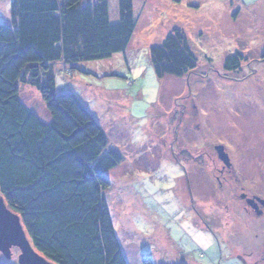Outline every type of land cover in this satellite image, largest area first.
<instances>
[{
    "label": "rangeland",
    "instance_id": "1",
    "mask_svg": "<svg viewBox=\"0 0 264 264\" xmlns=\"http://www.w3.org/2000/svg\"><path fill=\"white\" fill-rule=\"evenodd\" d=\"M12 1L0 0V26L11 25ZM109 7L115 21L118 0ZM135 12L139 26L124 53L56 73L58 91L81 100L124 158L107 174L105 197L127 263L264 264V219H247L240 200L242 190L264 198V0H135ZM174 29L198 69L161 80L150 50ZM237 53L239 70L226 72ZM21 97L51 119L36 89L23 86ZM214 145L238 174L186 169L183 151L215 156ZM20 254L0 253V263L18 264Z\"/></svg>",
    "mask_w": 264,
    "mask_h": 264
},
{
    "label": "trees",
    "instance_id": "2",
    "mask_svg": "<svg viewBox=\"0 0 264 264\" xmlns=\"http://www.w3.org/2000/svg\"><path fill=\"white\" fill-rule=\"evenodd\" d=\"M84 1L13 0L11 25L0 26V196L51 263L128 264L105 197L107 174L124 158L81 100L58 91L56 73L124 53L138 21L134 0H118L115 21L109 0ZM150 55L161 80L198 69L180 29ZM243 61L230 55L224 70ZM23 86L39 92L50 120L25 105Z\"/></svg>",
    "mask_w": 264,
    "mask_h": 264
},
{
    "label": "water",
    "instance_id": "3",
    "mask_svg": "<svg viewBox=\"0 0 264 264\" xmlns=\"http://www.w3.org/2000/svg\"><path fill=\"white\" fill-rule=\"evenodd\" d=\"M221 159L228 164V156L224 147H217ZM260 202H263L260 200ZM18 248L21 252L18 264H54L39 254L29 241L22 225L21 218L7 206L0 196V253L7 259H11V251Z\"/></svg>",
    "mask_w": 264,
    "mask_h": 264
},
{
    "label": "flooded vegetation",
    "instance_id": "4",
    "mask_svg": "<svg viewBox=\"0 0 264 264\" xmlns=\"http://www.w3.org/2000/svg\"><path fill=\"white\" fill-rule=\"evenodd\" d=\"M260 61L264 62V57H262ZM198 130L199 128L195 129V131H198ZM213 147L215 151V156H211L209 154H204L203 156L204 159H206L207 157L209 158V163L206 164L207 166H204L205 163H203L202 161L203 158L189 154L187 153V151H183L182 152L183 154L181 155L184 156V154H186L188 157L186 158L184 156L183 159L181 158L182 159L181 161L186 166V169H189L191 167L196 172H198L199 169L200 170L209 169V170H214L212 172L213 174L215 175L218 174L223 177L224 175H229L232 173L238 174L239 171L237 167L234 165L230 154L227 152V149L224 146H222L224 147V152L222 153L223 154L225 153L229 158L228 164L221 159L219 152L216 150V148L221 147V145H214ZM199 163H202V165L200 166ZM203 167H205V169ZM216 181L218 182L220 186H222L221 179L219 177L216 178ZM240 200H242V202L245 205L244 213L247 219H254V220L264 219V198L263 197H259L254 194L249 196V194L245 193L244 190H242V193L240 195ZM260 200L263 202H260Z\"/></svg>",
    "mask_w": 264,
    "mask_h": 264
},
{
    "label": "crops",
    "instance_id": "5",
    "mask_svg": "<svg viewBox=\"0 0 264 264\" xmlns=\"http://www.w3.org/2000/svg\"><path fill=\"white\" fill-rule=\"evenodd\" d=\"M176 1H179V2L181 1V2H182V0H176ZM134 10H135V0H134ZM135 15H136V12H135ZM136 16H137V15H136ZM137 21H138V23H139V20H138V19H137ZM138 23H137V28H136V30L138 29V26H139ZM135 32H136V31H135Z\"/></svg>",
    "mask_w": 264,
    "mask_h": 264
}]
</instances>
